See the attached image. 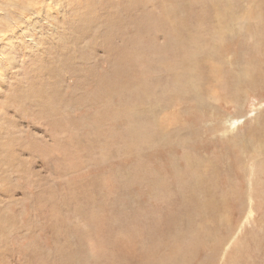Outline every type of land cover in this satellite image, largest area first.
<instances>
[{
	"label": "rangeland",
	"instance_id": "rangeland-1",
	"mask_svg": "<svg viewBox=\"0 0 264 264\" xmlns=\"http://www.w3.org/2000/svg\"><path fill=\"white\" fill-rule=\"evenodd\" d=\"M263 51L264 0H0V264H264Z\"/></svg>",
	"mask_w": 264,
	"mask_h": 264
},
{
	"label": "bare ground",
	"instance_id": "bare-ground-1",
	"mask_svg": "<svg viewBox=\"0 0 264 264\" xmlns=\"http://www.w3.org/2000/svg\"><path fill=\"white\" fill-rule=\"evenodd\" d=\"M72 2H73V1H72ZM77 2H78V0H77ZM74 4H75V3H74ZM76 6H77V5H76ZM78 7H79V5H78ZM198 8H199V7H198ZM85 9H86V8H85ZM249 10H250V9H249ZM168 13H169V12H168ZM169 24H170V23H169ZM180 26H182V25H180ZM173 27H174V26H173ZM184 27H185V26H184ZM185 28H186V27H185ZM173 29H175V28H173ZM181 29H182V28H180V30H181ZM187 29H189V28L187 27ZM183 30H184V29H183ZM184 31H185V30H184ZM184 31H183V32H184ZM188 31H189V30H188ZM181 34H182V33H181ZM179 35H180V33H179ZM184 35H185V37H186V34H185V33H184ZM195 35L198 36V34H195ZM190 36H191V35H190ZM199 37H200V36H199ZM200 38H201V37H200ZM176 39H177V38H176ZM174 40H175V39H174ZM181 40H182L181 38H180V39H177V41H179L180 43H181ZM187 40H188V39H187ZM172 41H173V40H172ZM193 41H194V40H193ZM173 42H174V41H173ZM174 43H175V42H174ZM202 43H204V42H202ZM110 48H111V47H110ZM170 48H172V47H170ZM200 48H201V46H200ZM263 52H264V51H263ZM206 59H207V58H206ZM205 62H206V61H205L204 58H203V62L201 63V65L203 66V64H204V65H205V69L208 70V72L211 71L212 68H215L216 65H217V64L215 63V64H216L215 66H210V67H209V65L205 64ZM185 69H187V68H185ZM194 69H195V68H194ZM216 69L219 70L218 67H217ZM216 72H217V71H216ZM225 72H226V71H225ZM210 73H211V72H210ZM219 74H220V72H219ZM220 75H221V74H220ZM220 75H219V76H220ZM236 76H237V75H236ZM228 78H229V77H228ZM154 79H155V78H154ZM239 80H240V79H239ZM233 81H234V80H233ZM239 82H240V81H239ZM234 126H235V123L233 124L232 127H234ZM221 133H222V132H221ZM191 173H192V172H191ZM191 173H190V174H191ZM178 175H179V174H178ZM159 182H160V181H159ZM156 183H157V182H156ZM164 190H165V189H164ZM158 193H159V192H158ZM159 194H160V193H159ZM162 194H163V193H162ZM183 202H184V201H183ZM171 205H172V204H171ZM195 205H197V204H195ZM199 211H200V210H199ZM165 226H166V225H165ZM197 235H198V234H197ZM199 235H200V234H199ZM160 239H161V238H160ZM189 244H190V243H189ZM158 246H159V245H158ZM160 246H161V245H160ZM175 248H176V247H175ZM183 259H184V258H183ZM185 260H186V259H185ZM187 260H188V259H187Z\"/></svg>",
	"mask_w": 264,
	"mask_h": 264
}]
</instances>
